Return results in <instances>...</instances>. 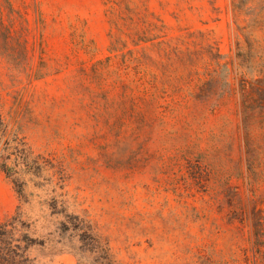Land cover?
Wrapping results in <instances>:
<instances>
[{
  "label": "rangeland",
  "instance_id": "1",
  "mask_svg": "<svg viewBox=\"0 0 264 264\" xmlns=\"http://www.w3.org/2000/svg\"><path fill=\"white\" fill-rule=\"evenodd\" d=\"M0 115L35 264H264V0H0Z\"/></svg>",
  "mask_w": 264,
  "mask_h": 264
},
{
  "label": "trees",
  "instance_id": "2",
  "mask_svg": "<svg viewBox=\"0 0 264 264\" xmlns=\"http://www.w3.org/2000/svg\"><path fill=\"white\" fill-rule=\"evenodd\" d=\"M156 30V31H155ZM158 27L147 24V29L144 30L138 43L154 42L160 37H151L153 32H157ZM116 51V49H112ZM7 127L0 115V133H6ZM9 142V139L8 141ZM249 155V149H248ZM6 172L9 169L3 165ZM70 218V217H69ZM71 226L74 230L81 232V242L87 251L94 254L91 264H120L112 255L110 248L104 240L94 234L93 229L88 223L78 216L70 218ZM254 236L256 239L255 246L257 247L260 256H263L264 249V217L255 218L253 222ZM29 227L21 221V215L17 214L6 221L0 223V264H35V261L28 255L30 249L34 247H44V243L32 239L28 234ZM65 225V230H69Z\"/></svg>",
  "mask_w": 264,
  "mask_h": 264
}]
</instances>
